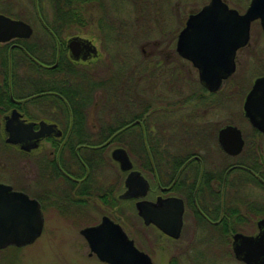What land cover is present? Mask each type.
Instances as JSON below:
<instances>
[{
    "label": "rangeland",
    "instance_id": "obj_1",
    "mask_svg": "<svg viewBox=\"0 0 264 264\" xmlns=\"http://www.w3.org/2000/svg\"><path fill=\"white\" fill-rule=\"evenodd\" d=\"M209 1L140 0L139 4L142 5L138 12H134L132 5L126 1L103 0V4L106 5L108 16L113 18L114 24H117L112 25L114 29L116 30L115 27L118 25L123 29L120 32V37L118 33L117 35L119 39L124 38L125 48L123 50L126 53L123 56L127 59L124 58V60L131 66L143 60L158 67L157 69L153 67L152 72L155 71L161 75H165L167 72V76H169L170 80L164 79L165 81L158 78L156 83L158 89L154 96L144 92V97L156 101V94H158L160 97L164 96L161 101L169 103L182 102L190 97H195L194 101L198 100L208 104L223 102L222 107L209 108L203 122L206 125L220 128L231 120L228 114H236L233 125L247 136L249 143L252 144L249 146L250 151L255 150L256 147V153L264 156V137L253 133L242 108L245 95L253 81L264 76V32L260 27V22L257 20L251 23L249 42L236 54L235 72L223 81L220 88L214 93L205 91L199 83L197 70L189 61L179 57L176 52L177 37L184 27L188 15L206 6ZM224 2L238 12L244 13L251 0H224ZM137 13H140L138 17ZM0 14L28 23L33 29L32 36L36 33L37 36L40 35V25L37 24L35 8L31 5L30 0H0ZM43 14L46 18L51 17L49 7L45 6ZM88 27L87 33L82 30L73 36L90 40L98 51V57L91 63L80 64V67L96 68L98 65V67L107 65L108 62L112 66L110 61L114 54L112 49L114 38L117 37L115 32L110 31L109 33L108 30H105L103 34L98 25L90 24ZM69 37L71 36H65L64 46ZM147 54L151 56L145 60L143 55ZM171 83L176 87L168 89L169 93H166L164 86L171 87ZM28 113L34 117L36 122L45 120L43 115L32 107H29ZM97 121L96 115L92 112L89 117V126L92 130L97 131ZM2 126L5 143L7 134L4 131V119ZM59 129L66 132L62 127ZM6 145L9 147H4L1 150H5L3 154L5 159L0 160V183L11 185L14 191L40 196L39 194H42L40 184L29 161L37 162L42 157H49L54 151L53 148L49 143H42L35 154H31L30 160L26 161V154L20 150L18 145ZM112 148L113 146L108 150L107 147L106 154L103 156V165L95 172V184L97 185L100 181L98 184L101 188L105 184L107 187L108 182L115 184V181L118 182V179L122 178L117 165L110 159ZM43 180L46 179H41L40 182ZM53 185L51 183L48 187L53 188ZM241 190L240 202L242 206L250 204L255 208L254 213L264 209V197L256 189L244 187ZM122 191L121 185L120 190L117 189V194ZM44 203V228L41 236L30 246L8 247L1 251L0 264H105L99 262L95 255L89 257L90 251L85 240L79 234L86 227L97 226L101 222L102 216H107L120 224L128 237L134 241L135 246L149 255L154 264H171L172 260H175V264H239L231 252V239H228L229 243H221L222 239L218 240L205 232L207 230L199 228L192 221L189 211L184 216V229L180 239L172 242L165 237L158 236L152 228L145 229L138 223L135 212L130 208V203L118 202L115 207H110L91 196L85 202L88 205L85 208L87 214L79 215V218L75 217L74 221L60 218L55 207L56 199H46ZM260 216L257 214L255 218L238 223L234 230L246 235H254L257 232L256 221L261 218Z\"/></svg>",
    "mask_w": 264,
    "mask_h": 264
},
{
    "label": "flooded vegetation",
    "instance_id": "obj_2",
    "mask_svg": "<svg viewBox=\"0 0 264 264\" xmlns=\"http://www.w3.org/2000/svg\"><path fill=\"white\" fill-rule=\"evenodd\" d=\"M229 8L233 9L230 6ZM37 24L41 27H45L46 25L42 20H38ZM13 41H11V44ZM14 47H17V45H10L9 50H12ZM64 51L69 61L77 66L91 63V61L98 57L86 61L71 60L67 48V41L65 42ZM149 56L151 55H143L145 60L149 59ZM123 58L126 59L125 56H123ZM124 65L126 66L125 60ZM153 67H156V65ZM159 74L160 73H157V76L147 79V82L151 84L147 87H143L141 78L137 77L134 79V83L136 84L134 87H129V85L124 86L122 108H120V122L124 125L123 129H121L119 133L111 136L107 134L98 136L100 140H105L107 142L112 139H117L121 143V146H115L111 149L110 159L112 160L111 154L113 150L123 149L132 165L130 171L123 172L120 170L119 164L112 160L113 163L117 165L122 178L121 180L118 179V182L115 181V184L108 182L107 187L106 184L103 185L102 188L99 187L98 183L100 181L97 185L94 183V179H96L95 172L103 165L104 159L102 156L106 154V148L104 151L98 150V148L105 145L102 144L96 147L76 145L73 151H69L68 149L63 150L64 147H67L66 141L70 136L69 130H66L64 133L59 129L60 126L54 122L45 120H38L36 122L34 119L27 120L23 114L16 109L26 122H33L35 124V131L38 130V123L44 121L47 124L56 126L61 133L58 138L48 136L40 140L36 149L25 152L26 161H28L30 160L31 154H35V151L42 143H49L50 147L54 150L49 157H42V159H38L37 162L29 161L30 167L36 172L37 181L40 184L42 194H39L40 196L38 197L32 196L28 192L25 194L28 195L30 199H34L39 203L43 219L45 215L44 202L46 199L51 198L56 199L57 205L55 207L56 211L60 214V218L66 220H73L75 217L79 218V215H86L87 211L85 208H87L88 205L85 202L86 200L88 201L91 196H94L102 204L110 207H115L118 205V202L124 204L130 203V208L135 212L138 223L143 225L145 229L148 227L152 228L158 236L165 237L172 242L179 240L180 237L178 239H172L160 231L155 225H144L143 219L139 216L136 204L147 201L158 205V202L167 199H179L183 205L180 236L184 229V216L186 212L189 211L192 221L195 222L199 228L207 230L205 232H208L212 237L218 240L222 239L221 243L224 244L229 243L228 239H231V252L233 254L232 236L241 234L254 237L259 233L257 226L258 221L264 220V209L258 213H254V207L250 206V204L242 206L240 202V192L244 187L254 188L264 197V156H260L256 153V147L255 150L250 151L249 146L252 144L249 143L250 141H248L247 136L243 134L237 126L233 125L236 114H228L231 120L220 128L206 125V123L203 122L207 110L215 106L222 107L224 105L223 102L212 104L200 101L169 103L161 101L164 96L160 97L158 94H156V101H151L149 97H144V91L150 94V96H154L157 92L158 84L156 83L158 78L162 80L169 79L167 72L165 75ZM166 87L164 86V91L169 93L168 89H175L176 85L171 83V87ZM126 89L132 91L128 92ZM204 89L207 93H210L205 87ZM86 106L87 110L84 112L86 116L85 121L87 127L91 130L90 135L93 136L95 130H92L89 126V117L92 112L96 115V107L98 105L87 103ZM245 119L249 123L248 119ZM226 126L236 127L241 132V138L244 144L241 153L237 156L227 155L220 147L218 134L219 131ZM249 126L255 135L264 137V135L253 128L250 123ZM191 131L198 132V140L190 141ZM79 137L84 136L80 134L72 135L73 139H79ZM130 141H133L134 144L130 145ZM110 147L111 146H108V150ZM254 156L260 159L262 165H253L251 168H248L239 164L240 157L252 158ZM131 171L138 172L147 181L149 188L143 197L121 199L120 196L127 190L126 179ZM41 179L46 180L40 182ZM241 179L246 181L240 182ZM51 183L54 184L53 188L48 187ZM121 185L123 191L117 194V189L120 190ZM105 195L108 203L104 201L103 197ZM69 211H72V213H69ZM257 214L261 215V218L256 221L257 232L254 235H246L234 230V227L238 223L247 221V219L250 218H255ZM111 221L114 222L113 220ZM224 239H226L227 242ZM86 246L89 249L87 242ZM92 255L94 254L89 252V257ZM233 257L236 260L234 254ZM96 259L98 260L97 257ZM236 261L239 264H245L238 260ZM171 264H175V260H172Z\"/></svg>",
    "mask_w": 264,
    "mask_h": 264
},
{
    "label": "water",
    "instance_id": "obj_3",
    "mask_svg": "<svg viewBox=\"0 0 264 264\" xmlns=\"http://www.w3.org/2000/svg\"><path fill=\"white\" fill-rule=\"evenodd\" d=\"M260 22L264 32V0H251L243 14L230 9L223 0L209 3L191 13L176 42L177 54L189 61L198 72V79L210 93L216 92L222 82L236 69L237 52L250 39V26ZM33 34L32 27L18 19L0 14V44L13 40H27ZM69 57L73 61H86L98 56V51L88 39L73 36L67 40ZM243 112L251 126L264 135V76L256 78L243 102ZM33 122H26L16 110L4 117L5 143L19 145L28 152L37 148L38 142L48 136L58 138L56 126L44 121L34 130ZM221 149L230 156H237L243 148L238 128L226 126L219 131ZM112 160L121 171H130L132 165L123 149H115ZM126 192L121 199H135L145 196L147 181L135 171L126 179ZM152 204L147 201L136 204L144 225H155L172 239L180 237L183 205L179 199H167ZM44 219L39 203L23 192L14 191L10 185L0 183V251L7 247L22 248L34 243L42 233ZM259 233L252 236H232V251L236 260L245 264H264V220L257 223ZM91 254L106 264H154L151 258L139 251L128 238L122 227L104 216L97 226L80 231Z\"/></svg>",
    "mask_w": 264,
    "mask_h": 264
},
{
    "label": "trees",
    "instance_id": "obj_4",
    "mask_svg": "<svg viewBox=\"0 0 264 264\" xmlns=\"http://www.w3.org/2000/svg\"><path fill=\"white\" fill-rule=\"evenodd\" d=\"M120 1L132 5L134 12H138L142 5L139 4L140 0ZM30 2L35 8L37 21L42 20L46 24L45 27H39L40 35L37 36L36 33L30 40L13 41L12 44H16L17 47L12 50H9L11 43L0 45V160L5 159L3 156L5 150H1L9 147L4 143L3 117L12 109H17L27 120H33L34 117L28 113L29 107L41 113L45 121L54 122L69 130L67 147L63 150L73 151L76 145L96 147L103 144L105 146L98 148L101 151L108 146H121L117 139L107 142L100 140L98 136L104 134L111 136L123 129L120 108L124 86L134 87L135 77L141 78L143 87L151 85L147 79L157 76L155 71H151L153 66L143 60L136 65L131 66L128 62L126 66L124 65L123 55L126 53L123 50L124 38L119 39L123 29L119 25L115 27L116 30L114 29L112 25L117 24L108 16L103 0H30ZM45 6L51 10L50 18L43 14ZM137 14L138 17L140 13ZM90 24L98 25L103 34L105 30L109 33L115 32L117 37L114 38L112 46L114 52L110 61L112 66L108 62L107 65L100 67L98 65L96 68H82L67 58L64 51L65 36H73L82 30L87 33ZM194 100L195 97H190L185 101ZM87 103L98 105L96 118L99 123L93 136L90 135L91 130L85 121ZM73 134L84 137L73 139ZM198 139V132L191 131L190 141ZM129 144L133 145L134 142L130 141ZM239 164L251 168L261 163L260 159L254 156L240 157ZM95 181L96 179L94 183ZM103 198L105 203H108L106 195Z\"/></svg>",
    "mask_w": 264,
    "mask_h": 264
}]
</instances>
